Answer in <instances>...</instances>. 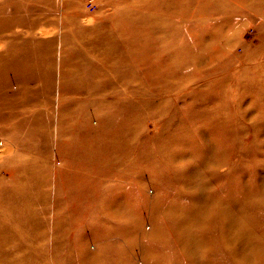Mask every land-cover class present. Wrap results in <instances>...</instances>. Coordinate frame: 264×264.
I'll list each match as a JSON object with an SVG mask.
<instances>
[{"label":"rangeland","instance_id":"rangeland-1","mask_svg":"<svg viewBox=\"0 0 264 264\" xmlns=\"http://www.w3.org/2000/svg\"><path fill=\"white\" fill-rule=\"evenodd\" d=\"M87 1L0 0V264H264V0Z\"/></svg>","mask_w":264,"mask_h":264},{"label":"crops","instance_id":"crops-1","mask_svg":"<svg viewBox=\"0 0 264 264\" xmlns=\"http://www.w3.org/2000/svg\"><path fill=\"white\" fill-rule=\"evenodd\" d=\"M11 75L17 77L18 78L17 81L20 83L19 85H17V91L25 94L26 88H27L26 80H28L29 76L31 75V71L29 70V72H28V70H27V65L26 64H22V67L21 66H16V68H14V70L11 69ZM2 112H4V114H8L9 118H10V121L14 122V119L12 117V112L11 111L9 112L10 113L9 114L8 110L7 109L4 110V108H3V109L0 110V114H2ZM5 116H7V115H5ZM17 120H18V118H17ZM17 120H15V121L17 122ZM16 122H14V123H16ZM0 125H2V124L0 123ZM5 131L6 132L4 134V137L8 138L9 142H14L12 140V137H13L12 136V131H13V129L12 130H5ZM9 133H11V134H9ZM8 135H10V136H8ZM104 243L105 242L102 241V240L101 241L97 240L95 245H93V249L96 250L97 253H99V252L101 253V252L106 251V249H103V247H102V244H104Z\"/></svg>","mask_w":264,"mask_h":264},{"label":"built area","instance_id":"built-area-1","mask_svg":"<svg viewBox=\"0 0 264 264\" xmlns=\"http://www.w3.org/2000/svg\"><path fill=\"white\" fill-rule=\"evenodd\" d=\"M86 5L88 10H93L95 8V3L91 0L87 1Z\"/></svg>","mask_w":264,"mask_h":264}]
</instances>
